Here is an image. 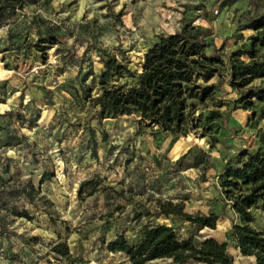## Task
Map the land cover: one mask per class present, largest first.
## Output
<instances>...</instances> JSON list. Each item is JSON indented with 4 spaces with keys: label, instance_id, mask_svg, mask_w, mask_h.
<instances>
[{
    "label": "rangeland",
    "instance_id": "obj_1",
    "mask_svg": "<svg viewBox=\"0 0 264 264\" xmlns=\"http://www.w3.org/2000/svg\"><path fill=\"white\" fill-rule=\"evenodd\" d=\"M263 14L264 0H0V28L6 27L0 37V179L8 186L28 181L37 191L30 201L0 203V264H130L105 244L119 234L134 244L145 227L158 224L194 244L207 237L226 242L233 264H250L229 236L238 218L219 175L239 164L240 151L257 145L264 99L251 98L243 108L240 96L250 86L264 87V77L243 88L225 80L204 101L189 99L188 130L177 137L134 116L97 120L84 90L90 97L100 93L97 77L107 54L125 58L137 74L157 37L183 25L207 30L225 54L220 70L226 76L229 54L241 51L238 59L248 60L256 32L245 26ZM210 112L218 115L207 119ZM42 170L51 177L39 185ZM158 200L181 203L189 214L215 213V227L197 230L181 217L158 215ZM23 207L29 220L8 214ZM250 212L251 225L264 232V207L258 203Z\"/></svg>",
    "mask_w": 264,
    "mask_h": 264
},
{
    "label": "trees",
    "instance_id": "obj_2",
    "mask_svg": "<svg viewBox=\"0 0 264 264\" xmlns=\"http://www.w3.org/2000/svg\"><path fill=\"white\" fill-rule=\"evenodd\" d=\"M256 32L250 39L251 48L245 51L247 61L238 59L241 51L232 52L226 76L220 67H224L221 47L215 48L208 40V32L199 26L183 25L178 31L157 37L143 53L140 71L134 74L125 58L118 59L116 54H107L103 58V70L97 77L100 93L86 98L96 107L95 118L102 120L107 115L112 117L134 116L145 126L173 137L184 136L188 130L186 124L187 109L192 106L189 99L204 101L220 90L227 80L232 87L243 88L255 78L264 77V14L251 19L245 26ZM38 47V45H35ZM263 49L257 54V48ZM212 48L210 52L207 50ZM218 75L216 84H204L214 75ZM132 78L131 84H116L121 79ZM264 99V87H248L240 96L243 108L250 105V99ZM9 115V114H6ZM218 114L210 112L207 119ZM90 138L94 132L88 128ZM94 143V140H92ZM92 155H96L92 150ZM238 165H228L219 175V186L230 200V207L238 222L229 228V236L239 254L251 257L250 264H264V232L254 228L250 208L258 203L264 207V125L258 135L257 145L253 150L239 153ZM51 174L42 170L38 184L49 179ZM0 202H12L13 198L30 201L37 194L28 181L8 186L0 179ZM86 181L80 187L89 185ZM13 205V204H12ZM157 214L178 216L191 223L197 230L205 227L213 229L218 215L189 214L183 212L181 203L157 201ZM14 217L30 216L23 207L9 210ZM109 252H122L130 264H145L156 259H167L171 264H184L194 261L201 264H233L226 242H219L207 237L194 244L191 239H178L174 229L165 224L145 227L139 239L130 244L119 234L105 244ZM54 251L64 254L59 248Z\"/></svg>",
    "mask_w": 264,
    "mask_h": 264
},
{
    "label": "built area",
    "instance_id": "obj_3",
    "mask_svg": "<svg viewBox=\"0 0 264 264\" xmlns=\"http://www.w3.org/2000/svg\"><path fill=\"white\" fill-rule=\"evenodd\" d=\"M214 13H217L216 9L214 10ZM5 29H6V27H1L0 28V37H2V33H3V35L5 34Z\"/></svg>",
    "mask_w": 264,
    "mask_h": 264
},
{
    "label": "crops",
    "instance_id": "obj_4",
    "mask_svg": "<svg viewBox=\"0 0 264 264\" xmlns=\"http://www.w3.org/2000/svg\"><path fill=\"white\" fill-rule=\"evenodd\" d=\"M170 201H172V200H170ZM165 225H167V224H165ZM168 226V225H167ZM238 251V250H237ZM243 257V256H242ZM243 258H245V259H248V260H252V258L251 257H243Z\"/></svg>",
    "mask_w": 264,
    "mask_h": 264
}]
</instances>
